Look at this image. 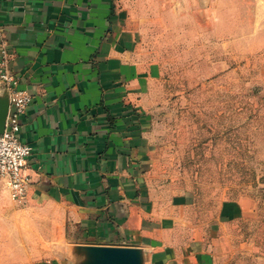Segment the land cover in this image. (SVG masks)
Returning <instances> with one entry per match:
<instances>
[{
  "label": "crops",
  "instance_id": "obj_1",
  "mask_svg": "<svg viewBox=\"0 0 264 264\" xmlns=\"http://www.w3.org/2000/svg\"><path fill=\"white\" fill-rule=\"evenodd\" d=\"M132 2L0 0V60L32 97L26 197L0 181V264H117L106 247L132 249L137 264H213L206 230L178 225L150 184L148 79L134 75L129 26L145 0ZM254 6L264 14V0ZM0 99L10 107L8 90Z\"/></svg>",
  "mask_w": 264,
  "mask_h": 264
},
{
  "label": "rangeland",
  "instance_id": "obj_2",
  "mask_svg": "<svg viewBox=\"0 0 264 264\" xmlns=\"http://www.w3.org/2000/svg\"><path fill=\"white\" fill-rule=\"evenodd\" d=\"M155 1L129 24L150 184L178 225L206 230L213 264H264V14L257 0Z\"/></svg>",
  "mask_w": 264,
  "mask_h": 264
},
{
  "label": "built area",
  "instance_id": "obj_3",
  "mask_svg": "<svg viewBox=\"0 0 264 264\" xmlns=\"http://www.w3.org/2000/svg\"><path fill=\"white\" fill-rule=\"evenodd\" d=\"M0 89L8 90L11 97L4 129L0 132V181L13 199L22 200L30 185L25 167L32 146L20 139V132L23 116L32 97L19 87V77L10 69L4 57L0 60Z\"/></svg>",
  "mask_w": 264,
  "mask_h": 264
},
{
  "label": "water",
  "instance_id": "obj_4",
  "mask_svg": "<svg viewBox=\"0 0 264 264\" xmlns=\"http://www.w3.org/2000/svg\"><path fill=\"white\" fill-rule=\"evenodd\" d=\"M8 109V102L0 99V132L4 129ZM104 250L106 252L105 259H113L117 264H137L135 253L132 249L106 247Z\"/></svg>",
  "mask_w": 264,
  "mask_h": 264
}]
</instances>
